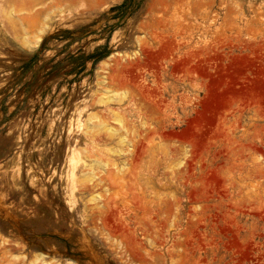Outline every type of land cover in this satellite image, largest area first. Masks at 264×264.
<instances>
[{
    "label": "rangeland",
    "instance_id": "rangeland-1",
    "mask_svg": "<svg viewBox=\"0 0 264 264\" xmlns=\"http://www.w3.org/2000/svg\"><path fill=\"white\" fill-rule=\"evenodd\" d=\"M121 1L0 0V264H264V0Z\"/></svg>",
    "mask_w": 264,
    "mask_h": 264
},
{
    "label": "trees",
    "instance_id": "trees-1",
    "mask_svg": "<svg viewBox=\"0 0 264 264\" xmlns=\"http://www.w3.org/2000/svg\"><path fill=\"white\" fill-rule=\"evenodd\" d=\"M141 3H142V0H122L119 4L111 6L109 10L116 11V14L114 15V17L118 19V22L111 25L110 27L116 26L119 23V21L125 19V17L133 15L140 8ZM73 33H74L73 31L65 30L64 35L57 36L56 38L58 40L78 38V36L71 37ZM82 34H83L82 32L79 33V35H82ZM91 57H92L91 55L84 56V55H79V54H67L65 59L70 60L71 62L75 63L76 64L75 66L79 68L76 69V67H74L70 69L69 71H66V73H70L72 71H75L76 74L79 73L83 69L84 62ZM99 57H103V54L100 56H96V59H99Z\"/></svg>",
    "mask_w": 264,
    "mask_h": 264
},
{
    "label": "bare ground",
    "instance_id": "bare-ground-1",
    "mask_svg": "<svg viewBox=\"0 0 264 264\" xmlns=\"http://www.w3.org/2000/svg\"><path fill=\"white\" fill-rule=\"evenodd\" d=\"M39 38V37H38ZM39 40H36L34 43H27L28 44V47H32V44H37V42H38ZM89 125V124H88ZM90 126V125H89Z\"/></svg>",
    "mask_w": 264,
    "mask_h": 264
}]
</instances>
